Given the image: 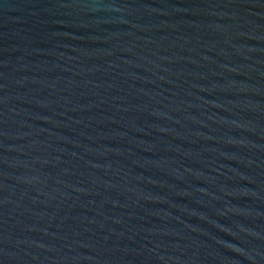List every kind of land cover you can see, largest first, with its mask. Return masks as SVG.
<instances>
[{
	"label": "water",
	"instance_id": "1",
	"mask_svg": "<svg viewBox=\"0 0 264 264\" xmlns=\"http://www.w3.org/2000/svg\"><path fill=\"white\" fill-rule=\"evenodd\" d=\"M0 264H264V0H0Z\"/></svg>",
	"mask_w": 264,
	"mask_h": 264
}]
</instances>
